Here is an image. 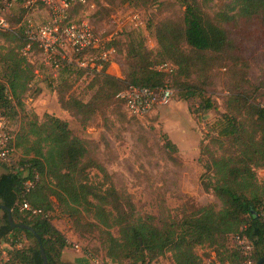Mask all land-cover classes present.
Here are the masks:
<instances>
[{"label":"trees","instance_id":"1","mask_svg":"<svg viewBox=\"0 0 264 264\" xmlns=\"http://www.w3.org/2000/svg\"><path fill=\"white\" fill-rule=\"evenodd\" d=\"M93 1L97 4L100 0ZM117 1L138 7L162 3L159 0ZM173 1L183 6L181 19L178 22L165 19L156 24L154 33L158 49L155 54L144 45L142 37L131 39L124 52V75L112 74L107 64L100 72L89 73L92 86L97 85L96 90L89 102L73 98L76 108L93 112L95 106L110 102L128 85H162L163 73L155 70L152 57L159 58V62L172 61L175 66L172 74L182 78L189 77L193 71L206 75L210 65L217 63L216 58L242 62L241 41L230 36L222 23L230 24L235 31L253 26L264 33V0H230L225 9L211 17L204 12L199 0ZM41 8L45 10L42 4ZM26 19L25 16L20 28L21 36L10 25L4 29L8 32L9 43L0 53V116L8 119L19 110L23 112L18 131L12 134L15 152L19 151L20 158L13 165L14 152L10 162L0 161V205L10 208L15 223L33 228L40 238L47 264H72L60 259L67 245L66 238L42 215L43 211L51 209V194L59 201L93 211V216L106 228L107 256L112 260L124 258L130 264H143L146 256L168 252L174 264H198V256L193 252L195 247L205 249L200 255L203 258L210 251H215L221 259L228 258L231 255L224 245L235 233H242L250 240L254 264L264 256V107L260 106L254 91L262 90L264 95V79L253 88L245 89L240 85L231 91L225 99L224 111L213 121L202 119L215 105L201 90L188 82H176L174 86L168 82L173 96L176 93L186 101L190 115L194 111L197 113L198 117L192 116L195 123L203 121L205 124L200 130L205 131L197 156L198 162L203 154L207 156L202 164L207 177L203 180L202 174L201 185L205 191H211L220 206L206 204L183 216L178 223L157 227L150 216H135L131 201L119 195L113 186L100 191L88 182L86 169L93 164L84 163L87 148L84 141L72 133L67 121L49 113H43L42 120L35 113L31 118L24 113L23 97L30 90L35 74L29 56L20 51L27 42L22 31ZM106 45L113 46L109 41ZM34 49L37 47L33 44L32 51ZM46 65L57 71L76 69L83 72L69 65L59 69ZM118 99L124 105L123 100ZM209 133L212 134L209 136ZM205 137L216 144L218 154L203 144ZM165 140L166 147L176 150L168 137ZM257 168L263 171L260 180ZM34 174H37L35 185L24 193L23 182ZM23 197L41 213L20 211ZM0 212V241L13 247L5 264H42L35 235L26 229L11 227L7 211L0 208ZM112 225L117 226V236L109 230ZM22 236L33 244L16 247Z\"/></svg>","mask_w":264,"mask_h":264},{"label":"rangeland","instance_id":"2","mask_svg":"<svg viewBox=\"0 0 264 264\" xmlns=\"http://www.w3.org/2000/svg\"><path fill=\"white\" fill-rule=\"evenodd\" d=\"M91 1L93 7L74 5L72 15L85 19L100 38L116 48L112 67L108 70L118 77H122L126 69V44L131 39L142 37L144 45L155 54L158 49L154 33L156 24L165 19L178 22L183 12V6L173 0H159L162 3L147 7L117 0L109 3L100 0L97 4ZM199 2L204 12L211 17L225 9L230 0ZM42 10L39 3L27 7L16 4L8 10L6 18L13 31L20 35L23 18L26 16L34 22L42 21L43 17L39 18L44 15ZM221 25L230 36H236L241 41L242 62L233 63L226 58H216L217 63L210 65L206 75L196 71L187 78L172 73L162 75L163 81L167 80L173 86L176 82L194 84L214 102L215 107L202 116L207 121L215 120L224 111L225 99L231 91L240 85L245 89L253 88L264 79V33L258 32L253 26L235 31L230 24ZM7 33L0 29V53L4 51L2 47L9 43ZM28 56L35 67V74L30 90L23 97L24 113L28 118L35 113L40 120L43 113H49L67 121L72 133L80 137L87 148L84 163L93 164L86 169L89 183L100 191L113 186L119 195L131 201L135 216H150L151 222L157 227L178 223L183 216L194 213L206 204L219 208L220 201L201 185L202 174L203 180L207 177L202 168L207 156L203 154L200 162L197 156L204 138L202 132L205 131L200 130L205 124L203 121L195 123L192 116L198 117L197 113L194 111L191 116L186 101L176 93L167 103L154 105L143 116H130L116 96L89 112L86 108H76L72 99L83 102L91 100L97 85L92 86L90 74L76 69L53 70L44 63L37 49ZM152 60L154 66L161 63L157 57H152ZM254 91L257 101L264 104L263 91ZM22 115L23 112L19 110L14 117L6 118L11 134L18 131ZM168 133L176 135L174 138L179 150L166 147L165 139H170ZM203 144L216 154L220 152L214 142L208 141V137H205ZM19 158L20 153L16 151L13 165ZM256 174L260 180L263 171L257 168ZM49 199L51 209L43 211L42 215L66 238L67 245L61 256L71 259L73 264L76 256L83 258L85 264H130L127 259L112 260L107 256L106 228L93 216V211L71 202L59 201L52 194ZM109 230L117 236V226L112 225ZM32 244V240L22 236L16 242V247L24 248ZM12 248L8 242L0 241V264H5ZM224 248L227 251V243ZM204 250L193 248L194 254L198 256V264H203L207 258L200 256ZM143 264L174 263L167 252L161 256H146Z\"/></svg>","mask_w":264,"mask_h":264},{"label":"built area","instance_id":"3","mask_svg":"<svg viewBox=\"0 0 264 264\" xmlns=\"http://www.w3.org/2000/svg\"><path fill=\"white\" fill-rule=\"evenodd\" d=\"M35 2L42 4L47 16L39 22L26 19L22 31L27 42L20 49L22 55L28 56L34 44L44 63L54 69L69 65L89 74L100 72L106 64L110 67L116 53L115 48L106 45L107 41L100 38L85 19L74 18L71 12L76 4L93 7L91 0H0V29L9 28L6 14L12 6L19 4L27 7ZM174 68V64L168 61L155 66V70L165 74H171ZM172 96L173 89L167 80L157 87L128 85L117 93L127 112L135 117L147 114L154 105L167 103ZM260 106L264 107V104ZM14 152L13 135L6 118L0 116V161L10 162ZM36 181L37 174L26 179L23 182V192H28ZM19 210L30 214L41 213L40 209L32 207L24 197ZM227 251L231 256L223 259L215 251H210L203 264H254L253 246L242 233L230 236Z\"/></svg>","mask_w":264,"mask_h":264},{"label":"water","instance_id":"4","mask_svg":"<svg viewBox=\"0 0 264 264\" xmlns=\"http://www.w3.org/2000/svg\"><path fill=\"white\" fill-rule=\"evenodd\" d=\"M0 208H3L7 211V221H8V224L11 226V227H17V228H20V229H26L28 231H30L31 233H33L36 237V240L37 242L39 243V251H40V255H41V259H42V264H47V260H46V256H45V253L43 251V248L40 244V238L38 237V235L34 232L33 228L31 226H28L26 224H23V223H15L13 220H12V217H11V210L9 207L7 206H3V205H0ZM264 261V256L260 257L255 264H261L262 262Z\"/></svg>","mask_w":264,"mask_h":264},{"label":"crops","instance_id":"5","mask_svg":"<svg viewBox=\"0 0 264 264\" xmlns=\"http://www.w3.org/2000/svg\"><path fill=\"white\" fill-rule=\"evenodd\" d=\"M43 11V10H42ZM46 16H47V14H46V11L44 10V15L43 16H39V18H41L42 19V17H43V19L44 18H46ZM39 20V19H38ZM113 64V63H112ZM111 64V65H112ZM110 65V67L109 68H111L112 66ZM109 71V70H108ZM190 114V113H189ZM168 135H169V137H170V139H171V141L175 144V146H176V149L178 148V150H179V146L177 145V143H176V140H175V136L176 135H170V133H168ZM2 172V169H1V167H0V173ZM77 258H75V263L74 264H85L84 262H85V260L83 259V258H79V256H76ZM60 259L61 260H63V261H70V263H72L73 264V261L71 260V259H69L68 260V258H66L65 256H60ZM74 260V259H73Z\"/></svg>","mask_w":264,"mask_h":264}]
</instances>
